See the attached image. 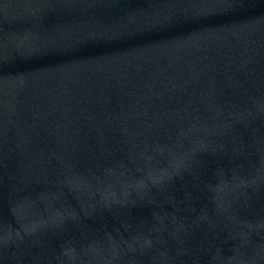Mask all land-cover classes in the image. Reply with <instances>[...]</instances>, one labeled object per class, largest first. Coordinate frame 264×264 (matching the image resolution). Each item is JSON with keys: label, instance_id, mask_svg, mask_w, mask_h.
Listing matches in <instances>:
<instances>
[{"label": "water", "instance_id": "obj_1", "mask_svg": "<svg viewBox=\"0 0 264 264\" xmlns=\"http://www.w3.org/2000/svg\"><path fill=\"white\" fill-rule=\"evenodd\" d=\"M0 264H264V0H0Z\"/></svg>", "mask_w": 264, "mask_h": 264}]
</instances>
